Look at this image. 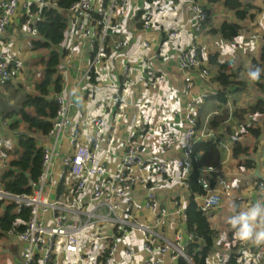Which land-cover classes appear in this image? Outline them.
<instances>
[{
	"label": "built area",
	"instance_id": "2783aa9c",
	"mask_svg": "<svg viewBox=\"0 0 264 264\" xmlns=\"http://www.w3.org/2000/svg\"><path fill=\"white\" fill-rule=\"evenodd\" d=\"M21 1L23 23L28 32L33 31L32 24L37 18L36 12L30 10V4L56 3L49 0H0V91L12 76L9 69L12 58L2 50L1 40ZM158 2L145 0L144 7L140 8L144 29L152 26L154 16H151L150 7ZM129 3L130 0H76L68 8L67 15L76 41L80 46H86L89 63L72 83H64L61 91L53 92L58 107L51 128L40 137L48 141L41 143V171L37 180L31 183L32 190L13 192L4 189L0 183L1 206L12 203L16 207L29 208L28 217L17 218L16 229L10 228L5 233L16 235L21 242L20 264H60L64 252L75 255L73 264H117L120 258L128 259L138 253L142 254L141 264H164L165 256L171 260L183 256L191 261L185 248L192 234L188 231L186 237L179 229L173 233L168 229L171 215L186 218L184 208L175 199L170 205L163 203L158 190L173 183L188 186L193 142L218 135L216 128L208 124L213 113L206 116L200 128H196L199 102L214 94L217 87L190 94L183 107L185 126L182 128L165 116L156 118L151 113L147 118L139 119L136 117L140 112L133 115L130 119L132 132L122 140V152L113 166L107 164L103 152L104 145L113 142L112 136L106 137L107 123L103 113L92 116L90 135L83 132L85 101L90 94V83L96 82L91 81V72L97 75V66L111 52L128 48L130 44L128 37L119 36ZM191 9L197 24L206 22L209 13L202 3L191 0ZM181 26L180 23L162 40L156 56L176 43L181 36ZM142 44L148 45L146 40ZM175 59L184 73L188 90L193 86L191 71L200 69L201 75L210 80L212 72L207 67L201 68L199 44L195 38L179 47ZM123 72L127 76L125 81H130L127 66ZM138 80L151 82L158 90L165 79L157 68L143 66ZM117 94L99 105L121 102ZM180 109V106H173L172 112ZM9 132L13 131L9 130L6 118L0 114V172L7 166L15 147ZM219 144L230 149L221 139ZM176 148L181 149L182 156L166 158L162 155ZM193 156L196 158L198 154ZM211 170L207 167L199 169L198 179L204 185ZM137 188L143 189L139 200L132 196ZM256 188L264 197V173L256 181ZM197 195L202 196L197 202L205 212L222 201L220 191L214 188H207L204 194H196L195 197ZM19 224L21 229L17 228ZM133 232L139 237H133ZM240 243V251L246 254L249 264H264V243ZM83 245L98 248L97 255L88 258Z\"/></svg>",
	"mask_w": 264,
	"mask_h": 264
},
{
	"label": "crops",
	"instance_id": "0c3cea01",
	"mask_svg": "<svg viewBox=\"0 0 264 264\" xmlns=\"http://www.w3.org/2000/svg\"><path fill=\"white\" fill-rule=\"evenodd\" d=\"M244 3H252L259 7L254 11L252 18L242 20V28L237 36L232 39H224L219 31L212 29L218 28L223 20H233L234 12L224 6L223 1L206 4L204 0H199L200 3L208 6L209 17L206 22L199 23L194 19V12L191 9V0H159L158 4L151 5V16L153 24L148 29L142 26L143 17L141 9L145 5V0H130L127 8V13L123 18V31L119 36H126L129 39L128 48L113 51L102 64L97 66L96 82L90 83L91 89L85 101V118L83 120V132L86 136L90 135L91 119L94 114L103 113L106 118V137L112 136V144H105L103 152L107 159V164L113 166L116 162V157L122 152V140L132 132L130 119L137 112L140 116L136 118H147L151 113L156 118L168 117L175 121L179 128L184 127V104L190 98V94H197L200 91H208L216 88L217 83L212 80H206L200 72V69L191 71L193 75V86L188 90L185 81L184 73L176 64L175 55L180 46H185L195 38L199 44L200 58L202 67L212 69L214 72L216 66L210 64L209 54H217L219 61L227 60L231 62L233 71L236 77L246 79L249 76L246 74V68L250 64L253 57L257 56L260 45L263 43L264 30V0H242ZM23 1L8 24L5 33L1 40L2 50L12 58L9 62L11 68L26 60L30 61V68L33 65L39 64V59L47 54L45 48H33L31 39L35 37L36 32H28L24 27V9ZM140 9V10H139ZM181 26V36L176 40V43L168 47L166 50L160 51V43L163 37L169 34L172 29ZM68 30V31H67ZM147 41V46L142 44ZM257 43V52L249 53L253 47V43ZM60 48H68L65 56L61 59L58 65V72L63 75V84L72 83L78 74L89 63V53L86 46H80L76 41L74 28L68 18L66 35L60 44ZM38 62L33 63V61ZM37 65V66H39ZM125 66L130 71V81H125L124 75ZM143 66H152L157 68L164 74V83L157 90L155 84L138 80V74ZM24 67V66H23ZM36 67V65H35ZM38 70L42 69L37 68ZM209 69V70H210ZM35 71V70H34ZM212 72V74H213ZM14 73V71L12 72ZM239 74V75H238ZM12 80L15 79L12 77ZM17 81V80H16ZM260 83L254 81L255 85L247 81L248 85L241 89L233 87L227 94V102L220 105L216 99H207V96L199 102L197 106V115H201L203 119L208 114L218 113L221 108L226 107L230 102L228 95H233L232 102L234 107H243L254 103L259 97L264 98V89L261 84H264V68L262 69ZM132 82V83H130ZM64 87V86H63ZM218 88V87H217ZM233 91V92H232ZM117 92L119 94H117ZM232 92V93H230ZM119 95L121 102L113 103L112 101L106 105H99L103 101L110 100L113 95ZM245 101V102H244ZM173 106H180V110L172 112ZM233 107V108H234ZM227 111L229 109L227 108ZM151 114V115H152ZM229 116L216 128L220 134L222 142L227 143L230 149H225L222 145V160L221 168L216 170L217 178L214 189L220 191L222 196L221 204L208 210V216L211 226L218 230V235L214 242V247L208 256L209 264H227L228 254L233 250L231 246L237 244V239L232 234V239L228 236L229 219L237 215L241 210L247 209L256 203L264 204L263 195L256 188V181L264 173V112L253 113L246 115L247 125L258 127L259 135H253L252 132L244 125L237 121L232 113L228 112ZM231 116L236 119L232 123ZM232 126L230 130V124ZM182 126H179V125ZM232 129V130H231ZM9 132V136L17 141V129ZM235 140H238L246 151L239 153L237 156L232 154V146ZM48 141L41 139V143ZM179 146V145H178ZM177 146V147H178ZM166 158H178L181 155V149L163 152ZM250 162V165L246 163ZM59 160H56L58 166ZM208 173L207 176H209ZM206 177V176H205ZM188 186L170 184L159 188L158 195L163 203L170 205L174 199L185 208L189 197ZM143 189L137 188L132 192L137 200L142 197ZM195 199L200 202L202 196H196ZM0 204V210H1ZM264 226V225H262ZM168 229L171 233L179 229L185 233L186 237L188 230L185 224V219L180 215H171L168 220ZM133 237H139L136 233H131ZM241 240H239L240 243ZM242 250L239 247V252ZM121 254V251H119ZM142 254L138 253L131 258L119 259L117 264H141ZM21 261V242L16 235L0 234V264H20ZM164 264H177L176 260H171L169 257H164ZM238 264H249V259L242 251L238 257Z\"/></svg>",
	"mask_w": 264,
	"mask_h": 264
},
{
	"label": "trees",
	"instance_id": "16d2710c",
	"mask_svg": "<svg viewBox=\"0 0 264 264\" xmlns=\"http://www.w3.org/2000/svg\"><path fill=\"white\" fill-rule=\"evenodd\" d=\"M55 1L60 7L58 11L52 4L45 3L36 5L35 2L30 4V10L36 12L37 18L33 25V31L36 36L31 39L33 48H45L47 54L39 59L42 64L40 77L35 80L31 91L23 90L20 92L19 83L11 79L7 80L0 91V114L7 120L10 131L19 129V124H23V129L17 132V141L12 154L8 160L7 166L3 167L0 172V183L6 190L13 192H30L32 190L31 181H36L41 171L42 151L41 136H45L52 125L58 103L53 96V92H59L63 88V75L58 72V65L66 55L68 48H60L61 42L66 35L68 24L67 15L68 8L76 0H49ZM106 2V0H104ZM199 1V0H194ZM201 1V0H200ZM206 4H214L223 1V4L228 9L234 12L233 20H223L218 28L212 29L219 31L224 39H232L238 35L242 28V20L249 17L252 18L254 11L258 10L257 5L252 3H244L242 0H204ZM202 4L208 10V6ZM264 39V30H263ZM166 35L163 37L165 39ZM210 64L216 66V70L211 75L210 80L217 83V90L214 94H209L207 99H216L218 102L225 104L227 102V94L233 87L241 89L245 87L246 81L236 77L230 61L217 59V54H209L208 59ZM256 68H264V41L260 45L257 56L253 57L250 64L246 68V74L250 70ZM11 69V65H9ZM260 74V77H261ZM91 81H96V74L91 72ZM260 83L259 80H257ZM264 89V84H261ZM10 87V89H9ZM6 88L9 89V95L6 93ZM19 88V89H18ZM16 92L18 96L14 98ZM264 112V98L259 97L254 103L247 106L237 107L232 109V115L237 121L244 124L253 135H259L258 127L248 126L246 115L253 113ZM229 116L227 108H221V112L215 113L209 119V126L217 128ZM9 119V120H8ZM9 121V122H8ZM203 122V117L197 115L196 128H200ZM220 134L215 137L201 138L193 142V153L190 161L191 170L188 175L189 197L184 208L186 218L185 224L187 230L192 234V238L186 244V253L191 257L189 262L183 256L177 258V264H209L208 256L211 253L215 239L218 235V230L211 226L208 213L202 210L195 199L196 194H204L207 188H213L216 185L217 172L221 168L222 150L219 144ZM15 142V141H14ZM246 147H243L238 140H235L232 146L233 156L245 152ZM194 154H198L194 158ZM250 165V162L246 163ZM201 167L212 168L207 179V184L204 185L199 179V169ZM1 204V201H0ZM29 214V208L26 206L16 207L12 203H5L0 212V234H5L10 228L16 229L17 218L26 219ZM18 229L22 225L17 226ZM228 236L232 239V234L235 229L228 223ZM232 247V251L228 254L227 264H238L239 240Z\"/></svg>",
	"mask_w": 264,
	"mask_h": 264
},
{
	"label": "rangeland",
	"instance_id": "374dc122",
	"mask_svg": "<svg viewBox=\"0 0 264 264\" xmlns=\"http://www.w3.org/2000/svg\"><path fill=\"white\" fill-rule=\"evenodd\" d=\"M257 48H258L257 47V43H256V41H254L253 47L250 49L249 53H251V52L253 54L256 53L257 52ZM21 61L22 60H20V62H19L18 65H14V68H11L12 72L14 71V73H12V77L15 79V81L17 80L16 82H18L20 84L19 85V88L21 90L20 92H22L23 90H25V91H31L32 90V87H33V83L35 82L36 79H38L40 77V74H41V71H42V69L41 70H38L37 68H40L42 66V64L41 65L35 64L36 67H35V65H33V68L31 69L29 67L30 64H31L29 60H26L25 61V63L27 64L26 66L24 64V61L22 63H21ZM36 62H38V60L33 61V63H36ZM37 65H39V66H37ZM210 70H211V72H213L212 69H210ZM240 77L241 76L239 75L238 78H240ZM244 80L246 81V86L248 85L249 82H251L253 85H255L254 80H252V79H250L248 77H246V79H244ZM247 81H249V82L247 83ZM9 89H10V87H9ZM9 89L6 88L5 96L7 94L9 95V92H10ZM232 92H230V93H232ZM18 94H19V92H16L15 95L12 96L14 98L10 99V102H15L14 100L16 99V97L18 96ZM231 96H233V95H228V98L230 99V102H228L226 104V107L229 109L228 112H230V113L232 112V109L234 107V104L232 102V97ZM219 112H221V110ZM213 115L214 114H212L210 116V118ZM230 120H232V123L234 121L236 122V119L234 117H232V116H231V119ZM232 123H229L230 124V127H228L229 130H230L231 126H232ZM18 127H19V129H17V132L19 130H22L23 129V124L20 123ZM221 150H223V149L221 148ZM96 242L97 241H95V243ZM239 245L241 247V243H239ZM82 249L84 250V252L86 253V255H87L88 258H93L98 253V248H93V247L88 248L85 245H83L82 246ZM74 260H75V255L74 254L69 253V252H64L62 254L61 260H59V263L60 264H73L74 263Z\"/></svg>",
	"mask_w": 264,
	"mask_h": 264
},
{
	"label": "clouds",
	"instance_id": "9594fccd",
	"mask_svg": "<svg viewBox=\"0 0 264 264\" xmlns=\"http://www.w3.org/2000/svg\"><path fill=\"white\" fill-rule=\"evenodd\" d=\"M261 69L250 70V79L259 80ZM235 229V237L241 241H251L256 244L264 243V204L256 203L247 209L241 210L229 219Z\"/></svg>",
	"mask_w": 264,
	"mask_h": 264
},
{
	"label": "water",
	"instance_id": "95a60500",
	"mask_svg": "<svg viewBox=\"0 0 264 264\" xmlns=\"http://www.w3.org/2000/svg\"><path fill=\"white\" fill-rule=\"evenodd\" d=\"M51 6L54 7L55 9H57L58 11H61V7L57 3H54ZM31 183H32V181L30 182V184Z\"/></svg>",
	"mask_w": 264,
	"mask_h": 264
},
{
	"label": "flooded vegetation",
	"instance_id": "af4514ba",
	"mask_svg": "<svg viewBox=\"0 0 264 264\" xmlns=\"http://www.w3.org/2000/svg\"><path fill=\"white\" fill-rule=\"evenodd\" d=\"M241 252V251H240Z\"/></svg>",
	"mask_w": 264,
	"mask_h": 264
}]
</instances>
